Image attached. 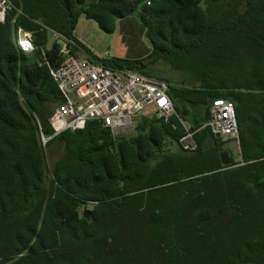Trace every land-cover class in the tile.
Wrapping results in <instances>:
<instances>
[{
    "label": "trees",
    "instance_id": "16d2710c",
    "mask_svg": "<svg viewBox=\"0 0 264 264\" xmlns=\"http://www.w3.org/2000/svg\"><path fill=\"white\" fill-rule=\"evenodd\" d=\"M0 22V264H264V0H9ZM136 21L151 50L99 59L168 83L174 113L113 137L100 121L53 135L50 71L80 18ZM32 34L35 50L15 43ZM234 105L239 159L207 125ZM189 126L195 147L179 139ZM231 163L224 166L220 154ZM88 214V218L85 216Z\"/></svg>",
    "mask_w": 264,
    "mask_h": 264
},
{
    "label": "built area",
    "instance_id": "2783aa9c",
    "mask_svg": "<svg viewBox=\"0 0 264 264\" xmlns=\"http://www.w3.org/2000/svg\"><path fill=\"white\" fill-rule=\"evenodd\" d=\"M9 0H0V22L4 23L12 9ZM60 44L62 63L50 71L57 83L61 100L56 104L49 122L53 129L51 137L41 136L42 144L65 131L84 129L89 120L100 121L113 137L130 136L135 132L136 118L155 114L165 122L174 113L167 94L168 83L127 69L106 67L96 54L89 55L82 49L73 51L68 40L52 33ZM17 47L30 52L35 50L32 34L20 27L15 30ZM207 125L214 134L236 144L239 152L238 131L233 103L215 101L210 110ZM185 135L179 142L184 149L195 147L189 126L184 124Z\"/></svg>",
    "mask_w": 264,
    "mask_h": 264
},
{
    "label": "rangeland",
    "instance_id": "374dc122",
    "mask_svg": "<svg viewBox=\"0 0 264 264\" xmlns=\"http://www.w3.org/2000/svg\"><path fill=\"white\" fill-rule=\"evenodd\" d=\"M74 34L93 54L101 57L140 58L151 50V44L144 37L140 25L131 19L120 22L114 33L106 34L95 21L82 17ZM53 41L55 37L50 34L47 47H50ZM228 146L236 159H239L236 144L230 141Z\"/></svg>",
    "mask_w": 264,
    "mask_h": 264
},
{
    "label": "water",
    "instance_id": "95a60500",
    "mask_svg": "<svg viewBox=\"0 0 264 264\" xmlns=\"http://www.w3.org/2000/svg\"><path fill=\"white\" fill-rule=\"evenodd\" d=\"M216 137H220V135L219 134H216ZM220 159H221V163L224 166H228L231 163L230 155H229V153L227 151L221 152ZM85 216H86V218H88L87 212H85Z\"/></svg>",
    "mask_w": 264,
    "mask_h": 264
}]
</instances>
